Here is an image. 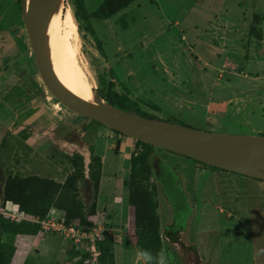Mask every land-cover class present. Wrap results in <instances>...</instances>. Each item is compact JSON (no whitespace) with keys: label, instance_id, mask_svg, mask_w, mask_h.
<instances>
[{"label":"rangeland","instance_id":"1","mask_svg":"<svg viewBox=\"0 0 264 264\" xmlns=\"http://www.w3.org/2000/svg\"><path fill=\"white\" fill-rule=\"evenodd\" d=\"M17 1L0 0V24ZM105 1L85 0L103 53L76 21L72 0H64L59 12L63 34L75 50L71 65L90 90L100 91L102 81L114 82L115 92H129L159 120L264 137V0H134L102 20L97 12ZM0 66H5L0 73L1 177L63 183L72 166L62 154L83 155L86 180L79 194L87 211L94 208L89 221L108 229L118 264H143L137 260L129 203L136 141L123 134L111 139V129L69 111L51 95L40 79L22 18L0 31ZM72 131L74 143L63 141L61 134ZM152 164L169 264H264L261 181L161 149ZM225 191L237 196H221ZM173 205L179 208L175 216ZM50 216L65 221L60 211ZM39 235L5 238L17 248L13 261L54 264L66 255L71 264H93L87 241L76 244L54 232Z\"/></svg>","mask_w":264,"mask_h":264},{"label":"trees","instance_id":"2","mask_svg":"<svg viewBox=\"0 0 264 264\" xmlns=\"http://www.w3.org/2000/svg\"><path fill=\"white\" fill-rule=\"evenodd\" d=\"M133 1L106 0L103 7L98 10L97 15L102 20L111 18L122 9L127 8ZM72 2L75 8L74 17L76 21L83 25L92 35L97 42L99 50L103 53L102 43L98 39L92 25V14L88 12L85 0H72ZM21 18L22 6L21 0H18L16 4L5 12L0 24V31L9 30L13 23ZM4 67L0 66V73L4 71ZM102 85V89L98 92L101 99L107 104L137 113L142 117L158 119L144 112L140 103L133 100L130 93L126 92L127 90L125 91L126 94L115 92L114 82L102 81ZM91 121L103 126L96 121ZM136 146L137 148L130 159L131 170L129 180V203L134 208L135 213L136 245L138 249L150 250L155 255L161 249H164L158 188L156 183L152 181V158L157 148L139 141H136ZM62 156L72 166L71 173L63 183L38 176L19 178L9 175L3 178L0 174V198L2 201L0 209H6L9 204H13L19 207L21 213L40 221L46 220L50 216L51 211L56 209L62 213L67 225H74L85 229L92 228L93 223L89 220L95 215L94 208L87 211L79 194V184L81 181L86 180L85 159L79 153L72 156L62 154ZM95 160L97 161L98 158H95ZM197 163L202 164L200 162ZM202 165L214 170L224 171L205 164ZM95 174H93L96 178L95 180L99 181V171H96ZM41 232L42 226L38 222L27 220L12 221L0 212V264H12L17 249L14 244L6 242L5 238L38 236ZM98 248L101 252L98 264H116L115 242L108 232L105 233L104 239L98 242Z\"/></svg>","mask_w":264,"mask_h":264},{"label":"water","instance_id":"3","mask_svg":"<svg viewBox=\"0 0 264 264\" xmlns=\"http://www.w3.org/2000/svg\"><path fill=\"white\" fill-rule=\"evenodd\" d=\"M64 0H21L22 20L35 64L46 89L69 111L111 129L112 138L123 134L190 158L210 167L264 182V137L207 132L184 125L142 117L107 104L99 92L97 103L75 94L61 79L50 50V27ZM15 59L11 60V64Z\"/></svg>","mask_w":264,"mask_h":264},{"label":"bare ground","instance_id":"4","mask_svg":"<svg viewBox=\"0 0 264 264\" xmlns=\"http://www.w3.org/2000/svg\"><path fill=\"white\" fill-rule=\"evenodd\" d=\"M62 14V13H61ZM63 20L59 15L54 18L49 32L50 50L53 58L55 70L63 82L80 97L97 103L94 91L90 90L83 75L73 67L75 50L71 46L67 36L63 34Z\"/></svg>","mask_w":264,"mask_h":264},{"label":"built area","instance_id":"5","mask_svg":"<svg viewBox=\"0 0 264 264\" xmlns=\"http://www.w3.org/2000/svg\"><path fill=\"white\" fill-rule=\"evenodd\" d=\"M1 213L10 218L12 221L16 222L23 220L38 222L42 226V231L58 233L68 239H72L76 244L87 241L89 245L88 250L91 254L90 260L93 264H98L99 257L101 255V252L98 248V242L104 239L105 233L108 232V229H104L97 225L90 229H85L83 227L74 225H67L64 220L62 221L60 218L54 216H49V218L46 220L40 221L21 213L19 207L16 205H14L12 209L8 208L7 206L6 209Z\"/></svg>","mask_w":264,"mask_h":264},{"label":"crops","instance_id":"6","mask_svg":"<svg viewBox=\"0 0 264 264\" xmlns=\"http://www.w3.org/2000/svg\"><path fill=\"white\" fill-rule=\"evenodd\" d=\"M199 166V165H198ZM201 167V166H200ZM198 168V167H197ZM199 169V168H198ZM200 169H202V173L203 174H205V175H207V176H209V177H212L213 179H215V180H219V179H222V178H220V176L217 174V172H215V171H209V170H206V169H203V168H200ZM225 173H227L228 175L229 174H231L232 172H225ZM234 174H236V173H234ZM179 183H180V181H179ZM191 183V185L192 186H195V180L193 181H191L190 182ZM263 183V185H264V182H262ZM181 184V183H180ZM220 195L221 196H237V194L236 193H231V192H223V193H220ZM13 206L14 205H12V204H9L8 205V208H13ZM56 209H53L52 211H51V213H53L54 211H55ZM58 212H59V210H57ZM40 235H38V236H23V237H35V238H37V237H39ZM115 251H116V245H115ZM116 253V252H115ZM116 260V259H115ZM26 260H24V263L23 264H35L33 261V258H29L28 259V261L27 262H25ZM56 261V260H55ZM69 261H71V259L70 258H68V257H66V255L64 256V258L63 259H61L60 261H56V262H54V264H71V262H69ZM20 262H18L17 263V261H13L12 262V264H19ZM21 264H22V262H21ZM116 264H118V262H117V260H116Z\"/></svg>","mask_w":264,"mask_h":264},{"label":"clouds","instance_id":"7","mask_svg":"<svg viewBox=\"0 0 264 264\" xmlns=\"http://www.w3.org/2000/svg\"><path fill=\"white\" fill-rule=\"evenodd\" d=\"M137 260L143 264H169V257L164 249H161L155 255L147 249L137 250Z\"/></svg>","mask_w":264,"mask_h":264},{"label":"flooded vegetation","instance_id":"8","mask_svg":"<svg viewBox=\"0 0 264 264\" xmlns=\"http://www.w3.org/2000/svg\"><path fill=\"white\" fill-rule=\"evenodd\" d=\"M73 134H74L73 131L72 132H63L61 134V136L63 137V141H65L67 143L68 142L74 143V141H72V139H73V136H75V134L74 135ZM75 144H77V143H75ZM153 169H154V167H153ZM173 207H174V216H175V215H177L179 208H178V206L176 207V205H173Z\"/></svg>","mask_w":264,"mask_h":264}]
</instances>
